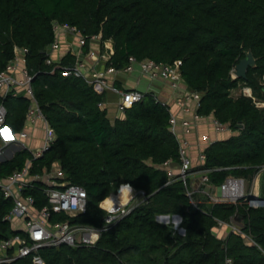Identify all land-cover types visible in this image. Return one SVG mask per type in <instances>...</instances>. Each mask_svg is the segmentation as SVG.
Wrapping results in <instances>:
<instances>
[{
    "label": "trees",
    "instance_id": "1",
    "mask_svg": "<svg viewBox=\"0 0 264 264\" xmlns=\"http://www.w3.org/2000/svg\"><path fill=\"white\" fill-rule=\"evenodd\" d=\"M55 21L111 40L114 55L108 65L117 69L131 58L181 61L183 85L201 94L198 114L236 131L204 151L202 168L209 170V183L219 186L229 176L252 182L264 165V113L250 98L231 94L247 86L264 99V0H0V73L14 57L15 46L28 49L26 66L34 76L35 98L56 133L50 149L33 159L31 174L59 164L64 180L88 194L87 212L70 221L93 227L102 226L106 214L100 203L120 185L129 183L149 196L102 232L94 246L41 249L44 264H224L226 256L235 264H264V208L213 203L204 195L197 196L195 208L182 181L168 183L165 164L181 162L168 108L151 95L116 117L100 106L104 95L84 79L64 76L63 66L74 64V56L67 54L56 65L45 63ZM248 51L256 66L248 69L247 79L233 78ZM0 102L8 111L6 125L18 134L29 98L10 93ZM239 123L243 128H237ZM29 159L28 150L18 151L0 164V178L21 170ZM36 184L27 193L43 207V184ZM12 205L0 193L1 236L13 233L3 220ZM160 215L180 216L184 235L157 222ZM236 218L251 241L232 231L225 238L216 234L219 222ZM13 264L33 263L25 258Z\"/></svg>",
    "mask_w": 264,
    "mask_h": 264
},
{
    "label": "built area",
    "instance_id": "2",
    "mask_svg": "<svg viewBox=\"0 0 264 264\" xmlns=\"http://www.w3.org/2000/svg\"><path fill=\"white\" fill-rule=\"evenodd\" d=\"M53 30L55 39L45 51L47 65L59 64L61 52L65 51V55L74 56V64L63 66L64 76L84 79L97 94L105 96L110 92L116 94L118 96L116 108L120 113L131 108L135 103L143 101L148 95L153 96L157 102L168 108L170 127L179 143L181 161L177 173L169 167L170 162L165 164L169 176L168 183L182 181L186 196L195 208H198L197 196L199 195L206 196L213 203L246 204L251 208H264V198L257 192L258 181L264 175V165L259 168L252 182L244 177L229 176L219 186H212L209 183L207 176L209 170L203 169V166L193 169L188 153L189 142L179 138L178 117L171 106L160 99L157 90L163 87L170 89L171 92L181 89L184 83L181 61L162 64L150 59L138 61L131 58L125 68L117 69L108 65L114 55L111 40H102L101 34L86 36L77 27L57 21L53 22ZM63 46L66 47L64 51ZM14 52V57L0 73V97L10 93L16 95L17 90L22 89L23 94L29 98L30 105L24 128L15 134L6 125L8 111L3 102H0V155L7 147L17 145L22 150H28L32 154V159L27 160L21 170L15 171L6 178H0V193L13 204L3 218L11 224L13 233L0 235V264H13L25 258H30L33 264H44L39 254L41 249L58 248L62 245L75 248L94 246L102 232L130 214L139 205L147 203L149 196L144 190L125 183L120 185L114 193L119 195L123 186L129 187L130 195L125 203L108 207L101 206L104 200L100 203V207L106 212L102 226L93 227L70 221V218L87 212L88 194L82 186L64 180L65 174L59 164L50 171H44L43 174H31L33 159L42 157L50 149L56 140V133L35 98L32 86L34 76L26 66L28 49L15 46ZM122 75L127 77L137 75L136 85L127 89L117 88L115 81ZM142 81L147 84L146 90L139 88ZM261 84L264 86V76ZM240 95L250 98L255 107L264 113V99L257 97L251 87L241 86ZM200 102L201 94L191 90L176 98V104L182 111L187 109L189 103L193 104V123L186 121L183 123L185 127L196 126L204 118L197 112ZM99 105L104 107L106 102L103 101ZM37 123L42 125L44 135L40 147L33 149L26 144V140L29 137L28 128L34 127ZM212 125L220 130H231L230 126L222 125L216 119L212 121ZM36 183L43 184L40 186L46 199V205L43 207H38V199L27 193L35 188ZM59 215H64L68 219L57 220ZM165 216H168V219ZM156 220L161 224L171 225L174 233L180 235L185 233L181 228L182 219L181 217L179 219L178 215H160L156 217ZM223 226H227L230 232L241 234L251 241L235 219H232L230 223L219 222L218 228ZM224 264L235 263L230 256H226Z\"/></svg>",
    "mask_w": 264,
    "mask_h": 264
},
{
    "label": "crops",
    "instance_id": "3",
    "mask_svg": "<svg viewBox=\"0 0 264 264\" xmlns=\"http://www.w3.org/2000/svg\"><path fill=\"white\" fill-rule=\"evenodd\" d=\"M63 48H64L63 49L64 51L66 47L63 46ZM65 56L66 55L64 51V52H61V55L59 57L60 59H62ZM137 80H138L137 75H132L129 77L122 75L119 77V79L115 81V85L117 88L127 89L129 87L135 86ZM181 86H182L181 89L175 92H171L170 89L166 87L159 88L157 90H158L160 99L166 101L171 106L174 113L177 115L178 122L180 124L178 125L179 138L181 140H186L189 142L188 153L191 158L193 169H197L200 166L204 165V160H203L204 151L209 145L217 141L226 140L230 138L231 136L236 134V131H234L233 129L231 130L217 129L216 127L212 125V121L215 120L214 117L212 116L204 117L200 122H198L196 126L185 127L183 124L184 122L188 121V122L193 123L192 122L193 104L189 103L187 105V109L183 111L177 106L176 98L181 97L182 95L190 91L184 85H181ZM139 88L142 90H146L147 89L146 82L142 81L139 85ZM238 91H239L238 88L234 89L231 93L232 96L237 97L235 96V94L240 96V92ZM23 93L24 91L22 89H18L16 95H21ZM103 101L106 102L105 107H107L110 110L113 116L116 117L117 115H120V112H118L116 108V102L118 101V96L116 94L112 92L107 93L106 96L104 95ZM28 134H29V137L26 140V144L32 147L33 149H37L38 147H40V145L42 144V139L44 135L43 130H42V125L40 123H37L34 127L28 128ZM20 150L22 149L19 148L17 145H11L7 147L5 151L0 155V164H1L2 159L6 161L11 160L15 156V154ZM9 156H11V158H9ZM169 167L175 173L178 172L179 166L174 165L173 163H169ZM261 181H263L264 183V176H262L258 181L257 192L259 193L260 197L264 198V189L260 185ZM108 200L109 199L105 200V202H102L101 206L107 207V205H109ZM215 232L220 238H225L230 232V229L227 226H223L219 228L217 227L215 229Z\"/></svg>",
    "mask_w": 264,
    "mask_h": 264
},
{
    "label": "water",
    "instance_id": "4",
    "mask_svg": "<svg viewBox=\"0 0 264 264\" xmlns=\"http://www.w3.org/2000/svg\"><path fill=\"white\" fill-rule=\"evenodd\" d=\"M256 66V59L253 56V53L251 51H248L243 59L240 60V62L235 67V78L240 79H247V71L249 68H254ZM237 128L241 129L243 128V124L239 123L237 125ZM11 158V156H9ZM4 159L1 160V163H3ZM168 219V216H165ZM180 219V217L178 216ZM236 221L239 222L240 218H236Z\"/></svg>",
    "mask_w": 264,
    "mask_h": 264
},
{
    "label": "rangeland",
    "instance_id": "5",
    "mask_svg": "<svg viewBox=\"0 0 264 264\" xmlns=\"http://www.w3.org/2000/svg\"><path fill=\"white\" fill-rule=\"evenodd\" d=\"M234 72H235V69L233 70V72H232V75L234 76ZM240 88L241 87H239L238 88V92H240ZM235 96H238V95H236L235 94ZM260 185L262 186V188H264V183H263V181H261L260 182ZM107 199H109L108 200V204L109 205H107V207L108 206H110V205H115V204H122V203H125V202H123V198L122 197H118V196H116L115 194H112V195H110ZM107 199H105V200H107ZM105 200L103 201V202H105ZM174 227H175V225L174 224H172ZM182 233V232H181Z\"/></svg>",
    "mask_w": 264,
    "mask_h": 264
},
{
    "label": "bare ground",
    "instance_id": "6",
    "mask_svg": "<svg viewBox=\"0 0 264 264\" xmlns=\"http://www.w3.org/2000/svg\"><path fill=\"white\" fill-rule=\"evenodd\" d=\"M115 195L118 196V197H122L123 198V202H125L128 199L129 195H130V188L127 187V186H123L121 191H120V194L119 195L115 194Z\"/></svg>",
    "mask_w": 264,
    "mask_h": 264
},
{
    "label": "snow or ice",
    "instance_id": "7",
    "mask_svg": "<svg viewBox=\"0 0 264 264\" xmlns=\"http://www.w3.org/2000/svg\"><path fill=\"white\" fill-rule=\"evenodd\" d=\"M5 132H7V130H4Z\"/></svg>",
    "mask_w": 264,
    "mask_h": 264
}]
</instances>
